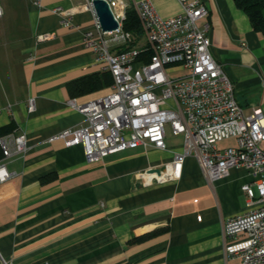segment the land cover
<instances>
[{"label":"crops","instance_id":"1","mask_svg":"<svg viewBox=\"0 0 264 264\" xmlns=\"http://www.w3.org/2000/svg\"><path fill=\"white\" fill-rule=\"evenodd\" d=\"M19 1L16 21L7 26L10 37L0 44V126L13 123L11 133L25 134L28 150L7 161L16 175L0 184L1 256L11 264H238L226 258L224 226L249 211L243 187L257 192L252 172L234 168L211 181L190 156L180 179L147 184L140 174L171 163L183 144L139 147L89 163L82 146L50 141L87 125L85 115L68 106L70 99L85 102L105 90L71 97L67 86L103 71L84 42L95 21L80 11L65 26L53 12L85 0ZM148 1L164 19L183 11L179 0ZM203 1L209 15L200 24H210L211 53L232 81L236 100L247 114L264 112V35L234 0ZM42 34L52 36L40 41ZM236 145L235 139L218 144ZM48 175L55 178L43 183ZM161 228L167 231L133 242Z\"/></svg>","mask_w":264,"mask_h":264},{"label":"built area","instance_id":"2","mask_svg":"<svg viewBox=\"0 0 264 264\" xmlns=\"http://www.w3.org/2000/svg\"><path fill=\"white\" fill-rule=\"evenodd\" d=\"M30 1L38 6L41 0ZM106 1L119 22V28L111 32L102 28L93 0L68 10L53 9L62 15L65 26L80 11L92 13L94 26L85 31L84 42L103 71L112 74L113 84L108 93L88 101L70 99L68 106L84 114L87 125L65 129L49 140H62L68 147L80 145L87 162L96 163L139 147L167 150L166 125L170 123L174 133L184 137L182 151L173 152V161L160 174L155 172L160 168L142 172L144 182L180 179L190 156L211 181L225 178L234 168L251 171L257 192L251 185L243 187L249 211L225 223V255L238 264H264V112L258 108L247 114L236 100L232 81L211 53L210 24H200L209 15L205 2L179 0L182 13L164 19L148 0L133 5ZM131 10L141 20L144 44L131 46L136 38L123 28ZM51 36L42 34L38 39ZM146 53L151 54L149 62L141 59ZM170 69L186 74L171 77ZM28 109L35 110L34 99L29 100ZM227 139H235L237 145L221 149L218 144ZM0 148L2 184L16 175L8 170L7 161L27 152L26 135L2 136ZM0 259L2 264H11L1 254Z\"/></svg>","mask_w":264,"mask_h":264},{"label":"trees","instance_id":"3","mask_svg":"<svg viewBox=\"0 0 264 264\" xmlns=\"http://www.w3.org/2000/svg\"><path fill=\"white\" fill-rule=\"evenodd\" d=\"M235 5L248 16L253 28L264 35V0H234ZM124 30L131 33L136 38V41L131 44L135 46L144 38V29L138 14L131 10L128 12L124 22ZM145 62H149L151 54L146 53L141 58ZM113 84V76L109 71H101L90 75L83 76L79 79L68 83V91L71 97L85 96L106 88ZM15 129V125L9 124L0 126V138L11 133ZM3 153L0 148V159ZM55 177L50 175L42 179L43 183L53 180ZM167 231V228L157 229L155 231L141 235L133 240V242H144L159 236Z\"/></svg>","mask_w":264,"mask_h":264},{"label":"rangeland","instance_id":"4","mask_svg":"<svg viewBox=\"0 0 264 264\" xmlns=\"http://www.w3.org/2000/svg\"><path fill=\"white\" fill-rule=\"evenodd\" d=\"M0 6L4 10V15L0 17V44L7 38L10 37L7 26L13 24L16 21V14L14 13L17 9L20 8L21 3L19 0H0ZM12 37V36H11ZM146 38H143L139 44H144ZM169 73L171 77L184 76L186 72L182 69L173 70L170 69ZM110 90L106 88L100 95L108 93ZM99 95V96H100ZM166 142L168 147H178L181 146L184 142L183 135H176L172 129L171 124L166 125Z\"/></svg>","mask_w":264,"mask_h":264},{"label":"water","instance_id":"5","mask_svg":"<svg viewBox=\"0 0 264 264\" xmlns=\"http://www.w3.org/2000/svg\"><path fill=\"white\" fill-rule=\"evenodd\" d=\"M93 4L104 31L111 32L117 30L119 28V22L115 18L109 3L106 0H93ZM163 168L156 169L155 172L160 174Z\"/></svg>","mask_w":264,"mask_h":264}]
</instances>
